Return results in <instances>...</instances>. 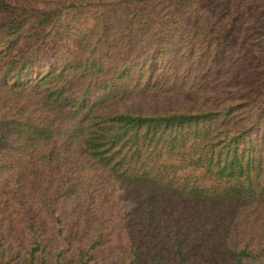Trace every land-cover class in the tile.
<instances>
[{
    "label": "trees",
    "instance_id": "16d2710c",
    "mask_svg": "<svg viewBox=\"0 0 264 264\" xmlns=\"http://www.w3.org/2000/svg\"><path fill=\"white\" fill-rule=\"evenodd\" d=\"M257 30L264 0H0L4 170L60 225L28 264H264Z\"/></svg>",
    "mask_w": 264,
    "mask_h": 264
},
{
    "label": "rangeland",
    "instance_id": "374dc122",
    "mask_svg": "<svg viewBox=\"0 0 264 264\" xmlns=\"http://www.w3.org/2000/svg\"><path fill=\"white\" fill-rule=\"evenodd\" d=\"M263 29V28H262ZM255 38L259 45H264V39L260 36V31H255ZM261 38V39H259ZM3 149V150H1ZM0 149V243L4 248H10L7 256L13 257L19 255L18 260H13V264H28L26 261L30 253L36 247L35 241L39 237L49 239L58 234L60 225L50 210L44 208V205H25L27 200V191L21 189L16 184V180L8 178L4 170V147ZM30 223H33L39 233L31 229ZM55 238V237H54ZM57 238V236H56ZM126 248L123 247L122 250ZM117 252H120L116 248ZM11 255V256H10ZM200 263V259H193V263ZM5 260L0 261L4 264Z\"/></svg>",
    "mask_w": 264,
    "mask_h": 264
}]
</instances>
